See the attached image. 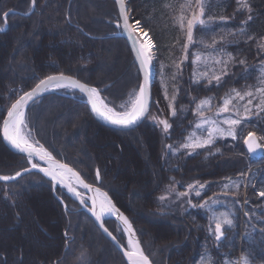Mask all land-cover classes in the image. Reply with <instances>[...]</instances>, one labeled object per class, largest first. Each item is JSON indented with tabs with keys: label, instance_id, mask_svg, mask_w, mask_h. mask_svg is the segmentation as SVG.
Masks as SVG:
<instances>
[{
	"label": "trees",
	"instance_id": "trees-1",
	"mask_svg": "<svg viewBox=\"0 0 264 264\" xmlns=\"http://www.w3.org/2000/svg\"><path fill=\"white\" fill-rule=\"evenodd\" d=\"M185 3L128 0L134 21H141L149 31L157 51L152 105L143 123L131 130L104 126L78 90L61 89L31 104L27 127L54 156L109 194L134 225L154 264H201L202 257L209 256L206 264H227L242 256L250 264H264V197L258 195L264 190V155L252 156L244 143L247 133L254 132L264 145V111L256 107L259 97L253 96L251 105L249 97L233 99L231 112L239 108L243 115L245 105L251 109L245 129L235 139H216L195 152L179 147L195 129L199 119L195 109L201 100L213 98L211 107L204 108L208 115L223 105L226 96H234L232 90L243 95L249 90L255 93L260 86L264 0H248L251 12L243 9L241 0H205L204 19L211 17L214 23L207 30L193 29L194 44L177 70L186 43V29H181L178 18L181 12L188 19L193 11L199 12L197 0L182 9ZM5 12L10 13L6 24ZM221 16L227 20L221 22ZM117 20L113 0H36L34 8L31 0H0V27L4 28L0 32V117L39 79L61 72L100 88L102 98L120 111L119 105L138 90L142 78L122 30L116 28ZM241 27L245 34L240 33ZM196 53L202 57L199 64ZM227 53L234 59L229 61ZM217 59L227 61L226 75L222 74L225 65ZM205 72L207 77H202ZM213 75L221 76L219 84L209 83ZM173 95L175 117L169 106ZM151 116L167 119L172 128L165 133ZM1 128L2 119L0 175L11 176L30 164L4 145ZM229 178L241 187L223 190ZM197 181L205 187L196 189L200 196L190 193V204L167 205L159 199L172 185L185 192L187 185ZM210 197L219 202L191 206L202 205ZM40 199L48 206L43 207ZM210 210L235 213L233 226L225 228L219 243L210 231ZM105 224L128 247L119 222L107 218ZM0 228L4 230L0 231V264H129L68 191L55 187L38 171L0 181Z\"/></svg>",
	"mask_w": 264,
	"mask_h": 264
},
{
	"label": "snow or ice",
	"instance_id": "snow-or-ice-1",
	"mask_svg": "<svg viewBox=\"0 0 264 264\" xmlns=\"http://www.w3.org/2000/svg\"><path fill=\"white\" fill-rule=\"evenodd\" d=\"M119 4V16L120 20L116 22V28L122 30L126 33L127 38L130 40L131 48L135 55V60L138 63V69L143 74V82L138 86V90H133L129 93V98L124 103L120 104V111H117L115 107L110 106L111 101L106 102L105 98L101 96V89L95 86H91L87 83H82L80 80L65 75L63 72L57 75H48L43 79H39V82L31 88L30 91L23 92L11 107L6 109V117H0L2 119V140L7 141L13 148H15L19 153L25 155L26 162L30 164V168L17 171L14 175H0V181L9 182L14 181L18 177L22 176V173H30L32 170H38V172L43 173L46 177L50 178V181L56 185L66 188L67 191L79 199V202L84 207H88V202L90 201L91 207L88 210L95 217L103 227L104 220L108 217H114L117 221L121 222L123 225V232L128 236L127 245L128 248L124 249V255L127 258L129 264H152V260L148 255L145 254L139 239L135 236V230L132 226L129 218L124 215L123 212L115 205L111 197H109L107 192H103L99 187H94L91 184L85 182L81 174L75 169L70 167L66 163H62L57 160L51 151L40 144L38 140L35 139L33 133L28 130L26 123V109H28L35 100L46 93L55 92L61 89L79 90L81 93H85L88 98V102L91 105L90 111L95 114L96 117L102 118L103 120L111 123L120 128L133 129L138 126L139 123L149 117V101L151 98L150 91V78L152 75L153 59H154V44L151 41V37L148 36L147 32H140L141 25L138 20L134 23H130V10L125 7V0H117ZM243 9L251 12V5L248 0H241ZM31 5L34 8L36 5V0H31ZM191 0H186L181 8H191ZM197 7L199 12L193 11L190 19L186 18L181 12L179 16V24L182 30L186 29V43L182 46L183 57L179 64L176 65L177 70L180 69L181 64L188 59V49L190 45L194 44L193 29L200 27L204 30L209 28V25L213 24L214 21L211 17L207 20L204 19L205 16V0H197ZM10 13H3L5 24ZM249 20L252 19L251 16L248 17ZM221 22L227 20L226 17H219ZM4 31V28L0 27V32ZM241 34L244 33V28L241 27L239 30ZM203 41H201L202 43ZM215 40H213V45H215ZM264 49V44L260 46ZM228 60L234 59L231 53H227ZM201 54H195V63L199 64L201 62ZM216 63H223L225 65V70L222 72L226 75V65L227 61H221L217 59ZM241 63H243L241 61ZM208 73H202V77H207ZM215 81L217 84L221 81L220 75H213L209 79V83ZM260 86L256 88L255 93L251 90L246 91L243 95L238 90H232L234 96L228 95L223 100L222 107L218 108L215 113L219 116L221 113H229V116L223 120V124L227 125V128L221 127L220 123L216 119L205 116L204 108L205 106L211 107V100L213 98H205L199 102L196 106V113L200 118V123L196 125V129H204L207 132L206 138H195L194 135H189L187 137V142L180 145V148L184 150H189L190 152H195L197 149H204L216 142L218 137H232L235 139L237 137V127L241 125L242 119L249 116L251 109L244 106L243 116H241L240 109H235L236 118H231L230 105L233 99L238 98L243 101L245 97H249L247 104H252V97H259V104L256 106L258 111H264V66L259 78ZM178 91V89L176 90ZM165 98H167V88L164 89ZM176 96L173 95L170 100L171 115L176 116V109L174 102ZM153 122L162 125L165 133L172 128V125L167 119L159 120L156 117H151ZM244 143L247 146V150L250 154L255 153L257 150H264V145L257 142L255 133L248 132L247 136L244 137ZM169 150L173 149L172 145L167 146ZM179 151V149H176ZM219 152V149H217ZM36 161V162H33ZM46 164L47 166H42ZM243 177V174H241ZM96 179L100 180V170L96 169ZM230 180V178H229ZM205 187L204 184H200L198 181L195 184L187 185L188 191L181 192L178 195L181 197H187L192 191H195V195L200 196L201 191ZM241 187L240 183L231 181L224 183L223 190L229 188H234L238 190ZM78 188L86 190L91 193L90 196L85 197L82 195ZM227 195V191H224ZM215 195V194H214ZM235 195V193H233ZM260 197H264V190L258 193ZM164 201L166 197L161 196L159 198ZM218 198H209L202 205H191L192 207H208L210 204L218 203ZM190 204L191 202L188 201ZM67 206L65 205V208ZM235 215L232 211L216 212L215 210H210V231L215 237V240L219 243L223 238H225V228H231L234 224L232 216ZM247 216V213H245ZM214 225V228L212 227ZM255 230V229H254ZM107 232V228H104ZM109 236L113 240L116 237L110 232ZM67 235V233H65ZM123 247V246H122ZM83 255V254H82ZM206 260L210 261L211 257L201 259V264H206ZM227 264H250L247 256H242L239 260H232L227 262Z\"/></svg>",
	"mask_w": 264,
	"mask_h": 264
},
{
	"label": "water",
	"instance_id": "water-1",
	"mask_svg": "<svg viewBox=\"0 0 264 264\" xmlns=\"http://www.w3.org/2000/svg\"><path fill=\"white\" fill-rule=\"evenodd\" d=\"M115 2H116V4H117V8H118V11H119V4L117 3V0H114ZM125 7L128 9V5H127V3L125 2ZM120 17V16H119ZM121 19V18H120ZM130 23H133V21L131 20V16H130ZM121 35L127 40V42H128V44H129V46H130V49H131V51H132V53H133V55H134V52H133V50H132V48H131V43H130V40L127 38V36H126V33H124L123 31L121 32ZM134 59H135V55H134ZM135 62H136V64H137V66H138V63H137V61L135 60ZM153 68V67H152ZM140 71V70H139ZM140 74H141V78H142V81H141V83L143 82V74H142V72L140 71ZM52 75H57V74H52ZM65 75H68V74H65ZM69 76H72V75H69ZM72 77H74V78H76V79H78L77 77H75V76H72ZM78 80H80V79H78ZM81 81V80H80ZM154 81V72H153V70H152V75H151V78H150V91H151V98H150V101H149V112H150V110H151V105H152V99H153V82ZM82 83H85V82H83V81H81ZM31 90V89H30ZM30 90H28V91H30ZM79 91V90H78ZM27 92V91H26ZM50 93H52V92H50ZM81 93V92H80ZM46 94H49V93H46ZM46 94H44V95H46ZM84 97H85V101L88 103V105H89V108H91V105H90V103L88 102V98H87V95L85 94V93H81ZM43 95V96H44ZM42 97V96H41ZM41 97H39V98H41ZM39 98H37V99H39ZM36 99V100H37ZM26 111H27V109H26ZM92 113V112H91ZM6 115H7V113H6ZM92 115H93V117L99 122V123H101L102 125H104V126H107V127H111V128H114V129H119V130H129V129H125V128H120V127H117V126H115V125H112L111 123H109V122H107V121H105V120H103L102 118H99V117H96L95 116V114L94 113H92ZM6 117V116H5ZM145 119H143L140 123H139V125L141 124V123H143V121H144ZM138 125V126H139ZM137 126H135L134 128H136ZM133 128V129H134ZM254 133V132H253ZM1 134H2V128H1ZM256 135V134H255ZM256 138H257V142L258 143H260V144H262L261 142H260V139H259V137L256 135ZM4 143H5V145L11 150V151H13L14 153H16V154H18V155H23V156H25L24 154H21V153H19L15 148H13L10 144H8L7 143V141H4ZM246 145V144H245ZM247 147V146H246ZM252 156H254V157H256V158H261L263 155H264V150H257L255 153H252L251 154ZM54 156V155H53ZM57 160H59V161H61L62 163H66L64 160H61V159H59V158H57L56 156H54ZM36 162V161H35ZM66 164H68V163H66ZM70 167H72L73 169H75L73 166H71L70 164H68ZM42 166H47L46 164H44V165H42ZM27 168H30V166L29 167H27ZM26 169V168H25ZM76 170V169H75ZM32 171H38V170H32ZM77 172H79L78 170H76ZM21 172H22V170H21ZM80 173V172H79ZM25 174H27V173H22V176L23 175H25ZM81 174V173H80ZM21 176V177H22ZM81 176H82V178L85 180V178L83 177V175L81 174ZM18 178H20V177H18ZM17 178V179H18ZM85 182L86 183H88L86 180H85ZM88 184H91V183H88ZM91 185H93V184H91ZM94 187H99V186H97V185H93ZM100 188V187H99ZM103 192H106L105 190H103L102 188H100ZM85 192H86V196L88 197V196H90L91 195V193L90 192H88V191H86V190H84ZM70 194V196L77 202V203H79L80 204V202H79V199L76 197V196H74L73 194H71V193H69ZM109 195V194H108ZM110 197V196H109ZM114 202V201H113ZM81 205V204H80ZM116 205V204H115ZM117 206V205H116ZM81 207L94 219V221H95V223H96V225L99 227V229L101 230V232L117 247V249L123 254L124 253V249H126V248H128V247H126V246H124L120 241H119V239L117 238V236L106 226V224H105V220L107 219H105L104 220V224H103V227H101V225H100V223L98 222V221H96V219H95V217L92 215V213L88 210V208H90L91 207V204H90V201L88 202V207H84L83 205H81ZM118 207V206H117ZM119 208V207H118ZM120 209V208H119ZM120 211L121 212H123L121 209H120ZM124 213V212H123ZM124 215H126L125 213H124ZM127 216V215H126ZM108 218H113V219H115L114 217H108ZM130 220V219H129ZM119 222V221H118ZM120 223V225L122 226V228H123V225H122V223L121 222H119ZM132 223V222H131ZM132 226H133V228H134V230H135V236L139 239V241H140V244H141V246H142V248H143V250H144V252H145V254L146 255H148L147 253H146V251H145V249H144V247H143V244H142V242H141V239H140V237H139V235H138V233H137V231H136V229H135V227H134V225L132 224ZM104 228H107V232H105L104 231ZM111 233L113 236H115L116 237V240H113L112 238H111V236H109V234L108 233ZM123 246V247H122ZM124 255V254H123ZM124 257H125V259L127 260V258H126V256L124 255ZM150 258V257H149ZM151 259V258H150ZM152 260V259H151ZM128 262V261H127ZM129 263V262H128ZM152 264H154V262L152 261Z\"/></svg>",
	"mask_w": 264,
	"mask_h": 264
},
{
	"label": "rangeland",
	"instance_id": "rangeland-1",
	"mask_svg": "<svg viewBox=\"0 0 264 264\" xmlns=\"http://www.w3.org/2000/svg\"><path fill=\"white\" fill-rule=\"evenodd\" d=\"M113 1H114V0H113ZM114 2H115V1H114ZM125 2H126L127 5H128V0H125ZM115 3H116V2H115ZM116 5H117V4H116ZM128 10H129V6H128ZM130 16H131V20L134 21V18H133V16H132L131 12H130ZM148 32H149V31H148ZM149 35H150V33H149ZM150 36H151V35H150ZM151 38H152V37H151ZM152 40H153V39H152ZM153 42H154V40H153ZM154 44H155V42H154ZM156 53H157V51H156V44H155V55H156ZM263 65H264V62H262V66H263ZM153 82H154V81H153ZM153 84H154V83H153ZM220 107H222V106H220ZM220 107H218V108H220ZM208 108H209V107H208ZM218 108L213 109V110L210 112V114L205 115V116L210 117V118H212V119H216V120L220 123V126H221V127L227 128V125L223 124V120L229 116V113H221L219 116H216L215 113L217 112ZM5 116H6V115H5ZM241 116H243V115H241ZM151 117H155V116H151ZM151 117H150V119L152 120ZM156 118L159 119V120H163V119H164V118H162V117H156ZM231 118H233V119L236 118L235 111H232V112H231ZM245 119H246V118H245ZM245 119H242V121H241V125L237 127V135H238L239 132H241L243 129H245V125H246V121H245ZM199 123H200V118H199L198 121H197V124H199ZM197 124H196V125H197ZM161 126H162V125H161ZM27 128H28V127H27ZM162 128H163V127H162ZM28 130H29V128H28ZM192 135H194L195 138H201V137L206 138V136H207V132L204 131V129H199V130H197V129H196V126H195V129H194ZM220 138H225V137H218L217 139H220ZM229 138H232V137H229ZM1 140H2V134H1ZM2 142L4 143L3 140H2ZM260 142H261V141H260ZM4 145H5V143H4ZM5 146H6V145H5ZM6 147H7V146H6ZM7 148H8V147H7ZM8 149H9V148H8ZM1 150H2V148H1V145H0V151H1ZM9 150H10V149H9ZM140 150H141V149H140ZM12 152H13V151H12ZM133 183H135V182H133ZM79 191H81L82 195L86 197V195H85V193L83 192L82 189L79 188ZM187 191H188V190H187ZM185 192H186V191H185ZM179 193H181V192L176 190V185H172V186H170V188L168 189V191L164 192V193L161 195V196L166 197V199H165L164 201H162V202H164V203L167 204V205H176V204H181V203H187L190 194H189L187 197H181V196L178 195ZM40 201H41V204L43 205V207H47V206H48V204H47V203H44L42 199H40ZM45 204H47V206H45ZM48 208H51V207L49 206ZM48 224H49V223H48ZM10 230H12V229H10ZM0 231H4V230H2V229L0 228ZM103 235H104V234H103ZM104 236H105V235H104ZM105 237H106V236H105ZM106 238H107V237H106ZM107 239H108V238H107ZM108 240H109V239H108ZM109 241H110V240H109Z\"/></svg>",
	"mask_w": 264,
	"mask_h": 264
},
{
	"label": "bare ground",
	"instance_id": "bare-ground-1",
	"mask_svg": "<svg viewBox=\"0 0 264 264\" xmlns=\"http://www.w3.org/2000/svg\"><path fill=\"white\" fill-rule=\"evenodd\" d=\"M135 21H136V20H135ZM135 21H133V23H134ZM138 21H139V20H138ZM139 22H140V25H141L140 32H141V33H143V32H147L148 36L151 37V36L149 35V32H148V31L144 28V26L142 25L141 21H139ZM151 41L153 42L152 38H151ZM153 44H154V42H153ZM153 52H154V56H155V44H154ZM152 70H153V68H152Z\"/></svg>",
	"mask_w": 264,
	"mask_h": 264
}]
</instances>
